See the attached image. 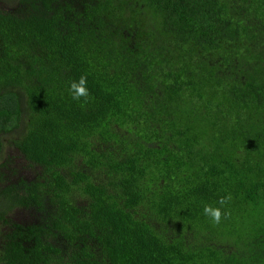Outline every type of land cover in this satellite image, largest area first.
I'll return each instance as SVG.
<instances>
[{
  "label": "trees",
  "instance_id": "16d2710c",
  "mask_svg": "<svg viewBox=\"0 0 264 264\" xmlns=\"http://www.w3.org/2000/svg\"><path fill=\"white\" fill-rule=\"evenodd\" d=\"M1 1L0 264H264V0Z\"/></svg>",
  "mask_w": 264,
  "mask_h": 264
},
{
  "label": "clouds",
  "instance_id": "9594fccd",
  "mask_svg": "<svg viewBox=\"0 0 264 264\" xmlns=\"http://www.w3.org/2000/svg\"><path fill=\"white\" fill-rule=\"evenodd\" d=\"M69 94L73 101L79 102L81 106H85L91 99V93L88 88L87 75H81L78 80H72L68 88ZM232 197L229 193L226 196H221L217 201L219 207H215L211 204H205L203 208V214L210 219V222L214 225L221 223L222 219L227 218L230 213L224 211L225 206L231 201Z\"/></svg>",
  "mask_w": 264,
  "mask_h": 264
},
{
  "label": "rangeland",
  "instance_id": "374dc122",
  "mask_svg": "<svg viewBox=\"0 0 264 264\" xmlns=\"http://www.w3.org/2000/svg\"><path fill=\"white\" fill-rule=\"evenodd\" d=\"M0 8L11 9V6L6 2H2L0 0ZM6 153L9 157H12V159L8 161V157L7 160H5L7 161V165L6 167L0 169V175L3 174L4 177L10 182L16 180V178H19L20 176H25L29 168L27 167L23 159L17 155V153L19 154V152L17 150L15 152L12 147H8L6 149ZM32 213L35 212L30 209L19 208L16 210V213L13 216L15 219L20 221H31V218L34 217Z\"/></svg>",
  "mask_w": 264,
  "mask_h": 264
}]
</instances>
